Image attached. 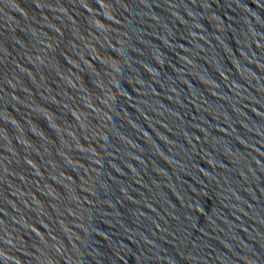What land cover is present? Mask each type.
I'll use <instances>...</instances> for the list:
<instances>
[{
	"label": "water",
	"instance_id": "water-1",
	"mask_svg": "<svg viewBox=\"0 0 264 264\" xmlns=\"http://www.w3.org/2000/svg\"><path fill=\"white\" fill-rule=\"evenodd\" d=\"M0 264H264V0H0Z\"/></svg>",
	"mask_w": 264,
	"mask_h": 264
}]
</instances>
